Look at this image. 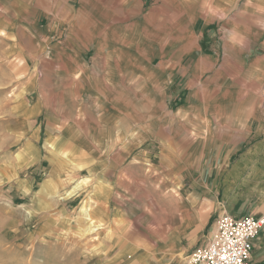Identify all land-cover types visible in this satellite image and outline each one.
Wrapping results in <instances>:
<instances>
[{
    "label": "rangeland",
    "instance_id": "rangeland-1",
    "mask_svg": "<svg viewBox=\"0 0 264 264\" xmlns=\"http://www.w3.org/2000/svg\"><path fill=\"white\" fill-rule=\"evenodd\" d=\"M73 1L78 15L67 23L55 15L59 1L40 3L47 47L35 54L34 38H25L27 60L0 63V264H187L193 251L156 200L177 194L197 208L205 196L214 199V166L225 148L179 135L174 114L191 89L175 77L172 94H158L170 72L151 71L175 57H212L220 68L227 54L249 71L252 58L264 56V0ZM177 6L187 15L179 17ZM65 41L83 48L76 56L55 48ZM104 71L120 91L108 89ZM206 76L208 99L226 82ZM26 118L32 128L24 129ZM78 121L86 139L76 136ZM68 122L73 127L62 129ZM252 129V142L264 137L263 120ZM204 166L211 172L202 180ZM77 185L79 195L67 198ZM86 203L102 229L81 235Z\"/></svg>",
    "mask_w": 264,
    "mask_h": 264
},
{
    "label": "crops",
    "instance_id": "crops-1",
    "mask_svg": "<svg viewBox=\"0 0 264 264\" xmlns=\"http://www.w3.org/2000/svg\"><path fill=\"white\" fill-rule=\"evenodd\" d=\"M43 1L47 0H0V63L10 62L14 57L27 60L24 55L25 38H34L35 54L42 50V45L47 47L48 44L44 41L46 35L48 36L50 27L43 26L39 19L42 15L39 13L40 3ZM57 1L59 2L55 9V15L68 16L65 23L68 22L69 18L78 15L73 8L77 6L75 1ZM68 1L71 3L66 4ZM141 1L146 4L158 0ZM126 9L129 13L133 8ZM177 9L179 10V17L187 15L180 6H177ZM172 10H176V5H173ZM43 15L48 16L46 11ZM209 25L206 23L205 28ZM204 30L202 34L205 33ZM55 31L56 26L53 28V32ZM194 33L196 34V30ZM55 48L60 51L71 49L76 56L83 46L79 43L65 41L57 44ZM197 50H202V48ZM231 50H234L236 56L240 54L236 47H232ZM168 60L171 62L162 63L161 67L156 69L158 72L155 73L156 70L151 72L159 78L164 74V71L169 70V88L157 86L154 90L158 91V94H162L163 91L167 93L170 89L172 94L174 87L171 84L175 77L178 80L184 79L191 89L186 98L188 103L181 105L180 109L175 111V129L178 128V131H181V133L178 132L180 136H189L190 134V144H218L225 148L214 166V178L212 180L214 199L210 197L207 199L205 196L203 202L196 208L187 202L184 196L179 197L176 194L178 199L175 197L174 202L164 208L168 223L172 226L171 229L176 234L179 233L180 242L185 251L190 253L208 241L221 214L229 213L235 217L264 216V137L253 142L250 138L251 134L254 133L253 124L259 119L264 122V56L253 57L249 62L251 68L247 72L241 71L238 66L240 58L231 55L228 57V54L227 63L222 64L220 68H217L216 59L212 57L198 56L190 59L188 63H186V58L175 57ZM121 63L122 61L119 64L120 73L127 69L126 63ZM74 74L73 67L71 75ZM204 75H207L206 80L212 82L218 77L223 83L226 82L220 93L211 94L208 99L205 96L204 84L201 83L205 80ZM102 79L108 89L120 91L118 89L120 87L111 82L115 81L114 79L108 76L105 78V71ZM28 114H23L24 118L31 117L30 113ZM82 123L78 121L75 124L77 127H73L72 122H68L62 126V129L69 130L72 126L76 129L78 138L86 139L89 133H85V125ZM23 127L24 129L32 128L31 121L27 118L24 119ZM42 129V126L36 128L32 137L29 138L30 144L32 140L40 139ZM256 129L259 130L258 127ZM213 132L217 135H211ZM178 133L175 130V135ZM196 133H205V139L194 136ZM76 142L79 143L80 141ZM203 171L202 180L208 176L211 170L208 166H204ZM178 190L181 189L178 188ZM207 201L212 202L211 207H207ZM251 263L264 264V229L254 241Z\"/></svg>",
    "mask_w": 264,
    "mask_h": 264
},
{
    "label": "built area",
    "instance_id": "built-area-1",
    "mask_svg": "<svg viewBox=\"0 0 264 264\" xmlns=\"http://www.w3.org/2000/svg\"><path fill=\"white\" fill-rule=\"evenodd\" d=\"M264 229V216L221 214L208 241L196 248L187 264H252L254 241Z\"/></svg>",
    "mask_w": 264,
    "mask_h": 264
},
{
    "label": "bare ground",
    "instance_id": "bare-ground-1",
    "mask_svg": "<svg viewBox=\"0 0 264 264\" xmlns=\"http://www.w3.org/2000/svg\"><path fill=\"white\" fill-rule=\"evenodd\" d=\"M80 191H81V187H80V185H77L74 187V189L70 190L69 192H66V197L69 199L75 198L76 196L79 195ZM174 198H175V195H172V194H169L167 196H161V198L158 197L156 200L158 210H160L162 212L165 211L164 208L167 205H171V203L174 202ZM80 213H81V215H80L81 220L79 223L85 224L83 229H80L81 235H90V234L96 233L97 231L102 229V225L96 223L97 221L93 217L91 205H89L88 203L82 205Z\"/></svg>",
    "mask_w": 264,
    "mask_h": 264
}]
</instances>
